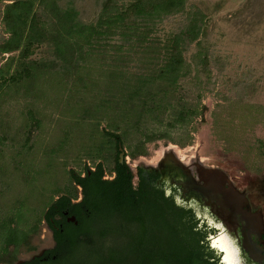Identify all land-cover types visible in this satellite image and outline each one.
Wrapping results in <instances>:
<instances>
[{"label":"rangeland","instance_id":"rangeland-1","mask_svg":"<svg viewBox=\"0 0 264 264\" xmlns=\"http://www.w3.org/2000/svg\"><path fill=\"white\" fill-rule=\"evenodd\" d=\"M31 1L37 20L52 32L51 14L58 9L73 8L79 23L96 27L105 3L114 9L138 0ZM9 3L0 2V264L27 261L54 246L44 213L61 195L81 198L72 173L84 176L99 163L112 170L116 143L107 133L119 135L130 166L144 156L156 160L167 148L214 163L264 213V0H184L182 11L151 29L142 46L133 43V61L125 68L115 60L125 41L114 30L91 46L66 39L63 49L90 53L73 66L55 58L50 32L22 59L33 35L27 18L19 49L5 53ZM195 22L194 39L183 45L189 72L168 98L175 108L180 102L197 114L185 126L174 123L173 111L139 122V103L121 100L126 79L120 71L132 78L152 74L165 61L170 35ZM16 229L22 239L7 245V234Z\"/></svg>","mask_w":264,"mask_h":264},{"label":"trees","instance_id":"trees-1","mask_svg":"<svg viewBox=\"0 0 264 264\" xmlns=\"http://www.w3.org/2000/svg\"><path fill=\"white\" fill-rule=\"evenodd\" d=\"M11 2L5 10V24L11 38L2 47L5 53L18 50L22 41V27L30 24L29 43L21 52L22 59H29L32 43H44L49 34L52 33L51 41L55 44V58L66 62L68 66H73L77 60L84 59L90 54L88 51L72 50L62 47L66 45V39H73L76 44L84 39L88 46L96 43L98 40L111 35V31L117 33L122 31V38L125 43L119 48L121 53L116 59L122 63L125 68L132 62V53L128 52L135 44L142 46L151 34V29L165 22L168 17L181 12L184 0H138L136 3H121L114 9H109L107 3L101 10L100 18L96 27L83 25L77 21V11L73 8L58 9L52 12V24L54 26L51 32L46 27V22L37 20L33 12V2L31 0H0V2ZM122 11H121V10ZM134 9V18H130V11ZM50 13L48 14V16ZM29 22L25 23V19ZM40 23V24H39ZM42 26L40 31L37 26ZM39 26V27H40ZM45 27V28H44ZM186 31L180 34L170 35L165 48L164 62L152 74H140L132 78L127 75L126 70L120 71L124 76V85L122 87V102H138L137 113L139 122L146 116L155 118L163 117L166 112L173 111L176 115L174 123L179 126H185L194 117L196 111L192 107L187 108L185 104L179 102L176 108L172 106L168 96L176 94L179 81L186 77L187 63L185 61V47L187 40L194 32H197V23L188 26ZM46 38V39H45ZM194 39V37H190ZM77 39V40H76ZM135 43V44H133ZM127 45V49L125 48ZM131 46V47H130ZM135 54V53H134ZM133 54V55H134ZM25 61V60H24ZM115 77L120 78V75ZM126 74V75H124ZM127 76V77H126ZM133 82V83H132ZM112 99L114 93H110ZM109 94V95H110ZM111 102V99H107ZM172 114V113H171ZM126 121V117L124 119ZM107 136L114 139L116 143V159L112 170L117 172V178L114 180H103L106 171L103 163L97 164L94 170L86 168L84 176L72 173V181L82 187L83 200L73 203L77 195L64 194L52 202L44 213V221L54 232L56 247L50 252L58 256L56 260H49L41 264H130L131 257L137 256V264H149L147 259L148 244L143 239L134 241L128 229L116 225V219L124 222H130V211L132 208V179L128 167L118 163V142L119 135L116 133H107ZM114 166H116L114 168ZM65 212L75 216L78 225L69 223L67 217L63 216ZM60 216L63 220L56 221L55 217ZM61 224H63L61 226ZM125 229V233L122 230ZM128 233H127V231ZM121 231L126 238L119 242L115 238ZM143 235V234H138ZM22 235L19 231L11 230L7 234V245L17 244ZM81 237H89L90 240H81ZM112 240L111 246H106L104 242ZM81 252H84L81 255ZM37 262V261H36ZM27 261L23 264H34ZM38 264V262H37Z\"/></svg>","mask_w":264,"mask_h":264},{"label":"flooded vegetation","instance_id":"flooded-vegetation-1","mask_svg":"<svg viewBox=\"0 0 264 264\" xmlns=\"http://www.w3.org/2000/svg\"><path fill=\"white\" fill-rule=\"evenodd\" d=\"M120 144L124 159L121 162L118 157V163L129 169L132 208L130 222L116 219V225L128 229L134 241L143 239L149 245V264H234L237 259L240 264H264L263 210L251 202L246 189L235 185L229 173L205 159L184 158L169 148L156 160L142 156L130 166L121 141L118 156ZM116 178L115 170H106L103 176V180ZM77 186L81 198L73 203L83 200L82 187ZM63 216L78 225L77 220L69 221L75 216L68 212ZM55 220L63 219L56 216ZM45 224L54 246L27 260L34 264L58 259L50 252L56 247L54 232ZM122 232L115 238L119 242L126 240ZM138 258L131 257L130 264H137Z\"/></svg>","mask_w":264,"mask_h":264},{"label":"water","instance_id":"water-1","mask_svg":"<svg viewBox=\"0 0 264 264\" xmlns=\"http://www.w3.org/2000/svg\"><path fill=\"white\" fill-rule=\"evenodd\" d=\"M119 146H120V151H121V154L119 156V159L121 160V162H123V159H124V151H123V148H122L121 144ZM69 221L70 222H75L76 221V218L75 217H70L69 218Z\"/></svg>","mask_w":264,"mask_h":264},{"label":"clouds","instance_id":"clouds-1","mask_svg":"<svg viewBox=\"0 0 264 264\" xmlns=\"http://www.w3.org/2000/svg\"><path fill=\"white\" fill-rule=\"evenodd\" d=\"M234 264H240V261L237 259L234 261Z\"/></svg>","mask_w":264,"mask_h":264}]
</instances>
